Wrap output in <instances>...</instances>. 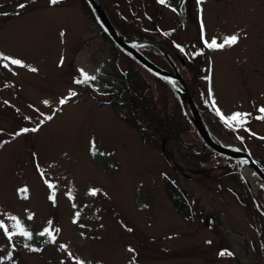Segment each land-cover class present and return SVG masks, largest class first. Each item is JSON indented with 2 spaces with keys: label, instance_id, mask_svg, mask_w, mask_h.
<instances>
[{
  "label": "rangeland",
  "instance_id": "1",
  "mask_svg": "<svg viewBox=\"0 0 264 264\" xmlns=\"http://www.w3.org/2000/svg\"><path fill=\"white\" fill-rule=\"evenodd\" d=\"M94 1L122 37L154 44L140 50L178 74L216 136L264 164V0ZM84 3L0 0V54L23 64L0 58V264H264L258 174L252 189L244 163L206 144L185 99ZM232 35L222 49L204 43ZM80 70L96 79L76 83ZM216 109L250 115L229 126Z\"/></svg>",
  "mask_w": 264,
  "mask_h": 264
},
{
  "label": "water",
  "instance_id": "2",
  "mask_svg": "<svg viewBox=\"0 0 264 264\" xmlns=\"http://www.w3.org/2000/svg\"><path fill=\"white\" fill-rule=\"evenodd\" d=\"M91 7L93 8L95 14L100 18L102 27L106 34L121 48L129 52L132 56H134L139 62H141L148 70H150L153 74H155L157 77L165 81L167 84H169L183 99H185L193 124L196 127V130L198 134L201 136V138L205 141L206 144L211 146L215 151L228 156L236 161L243 162L246 164H249L252 166L256 174H258L259 178L261 179V182L264 184V171L263 169L258 165V163L244 150H236V149H230L227 147L219 146L214 144L208 137L207 129L204 123V120L202 119L199 111L196 108V105L194 104L186 86H181L178 83H176L173 78L174 76H178L177 73L170 74L168 71L160 68L156 64H154L152 61H150L147 57H145L139 50L135 49L131 45L127 44L121 36L118 34V32L113 28L112 24L109 22L108 17L106 16L105 12L100 8L99 5L96 4L94 0H86ZM160 51L163 55L168 54L160 48ZM239 170V169H238ZM240 171V170H239ZM264 186V185H263Z\"/></svg>",
  "mask_w": 264,
  "mask_h": 264
},
{
  "label": "snow or ice",
  "instance_id": "3",
  "mask_svg": "<svg viewBox=\"0 0 264 264\" xmlns=\"http://www.w3.org/2000/svg\"><path fill=\"white\" fill-rule=\"evenodd\" d=\"M51 3H57L58 0H50ZM161 3H164V0H160ZM200 2V0H198V3ZM18 7H24V5H18ZM201 37H202V40L204 39L203 37V24H201ZM238 40V36L236 35H232V36H227V37H224L223 38V41L218 43L217 42V38L213 37L211 39V41H207V40H204V43L206 45V47L208 48H217V49H222L224 48L226 45H232V44H235ZM0 58H2L3 60H6V61H10L11 64L13 65H20V66H23L22 64V61L18 60V59H15V58H11V57H7V56H3V54H0ZM4 67H7V64L4 65ZM33 71H35V69H32ZM81 71V75L83 76V80H77L76 83H86L87 81L89 80H95L96 77L94 76H89L87 73H85L83 70H80ZM70 95L74 96L75 93L74 92H70ZM65 101L64 100H61L60 103L63 104ZM47 103V102H45ZM215 107V105H213ZM259 112L261 113H264V107H261L259 110ZM216 113L218 116H220L221 120L224 121L226 124H228L229 126H232L233 122H235V124L237 126H240V125H243L246 120L244 119L245 117H247L248 113H240V112H235L233 114H231L230 116H226L224 115L223 113L220 112L219 109H216ZM258 119H264V115H261L259 117H257ZM48 119H51V117H48ZM36 129H32V131H35ZM21 131L23 132H27L29 131V129H22ZM51 187V185H50ZM20 191H26V189H22ZM51 198V197H50ZM13 220H16L15 217H12ZM15 227L17 229H19L20 231V234L24 235L25 237H29L30 238V233L25 231L21 225L19 224V222L17 221ZM0 228H4V225L2 223H0ZM45 233H49V235H51V233L49 232V230L46 228L44 230ZM42 235L44 233H41ZM9 236L12 235V233H8ZM54 239V237H53ZM230 255V253H228ZM220 255H225V252H221Z\"/></svg>",
  "mask_w": 264,
  "mask_h": 264
},
{
  "label": "trees",
  "instance_id": "4",
  "mask_svg": "<svg viewBox=\"0 0 264 264\" xmlns=\"http://www.w3.org/2000/svg\"><path fill=\"white\" fill-rule=\"evenodd\" d=\"M84 7H85V9H86V11L87 12H89V13H91L92 15H94V13H93V11H92V9H91V7L89 6V4L88 3H84ZM94 17H95V15H94ZM115 27H116V25H115ZM149 55V53L147 52V56ZM149 58L151 59V60H153L154 62H156L157 64H159L160 66H162V67H165V68H168V67H166L164 64H161L156 58H155V56H152V55H149ZM160 60L162 61V63H163V58H160ZM81 79H83V78H81ZM155 79L157 80V81H159V82H161L157 77H155ZM88 83H92L90 80L89 81H87L86 82V84H88ZM162 84H164L163 82H161ZM165 85V84H164ZM166 86V85H165ZM167 87V86H166ZM112 89V91H114V90H116V95L117 96H129L130 94H129V92H127V91H123V90H121V88L120 87H118V86H116V87H113V88H110V90ZM169 90H170V88H168ZM172 93V92H171ZM173 95V97L176 99V100H178L179 101V97H178V95L174 92V94H172ZM113 101H112V97H111V100H108V103H112ZM119 103H122V104H124V105H126V106H128L129 107V109H130V100H125V99H123V100H119L118 101ZM117 102V103H118ZM126 102V103H125ZM180 102V101H179ZM114 106H117V105H114ZM170 112L169 113H166V110L164 109V110H161V109H158L157 111H156V122H154V125H155V127H156V130L158 131V132H164V133H169L170 134V132H171V126H170V122H171V120L169 121V118H171L170 117ZM124 119L125 120H127L129 123H132V124H136L137 125V122H136V120H135V118L134 117H124ZM151 119H153V118H151ZM150 119V120H151ZM138 128V127H137ZM175 128V127H174ZM141 132V131H140ZM167 135V136H170V135ZM141 135V134H140ZM142 136V135H141ZM257 160V162L260 164V166L264 169V164L263 163H261L258 159H256ZM164 183H165V187L167 188V190H168V192H171V196H172V200H173V203H174V206H175V208L179 211V212H181L184 216H188V211L187 210H185V205H186V203H185V201H184V199H180L179 197H178V195H175L173 192H175V190H173L174 189V187H172V185H170V183H169V180L167 181V179L166 178H164Z\"/></svg>",
  "mask_w": 264,
  "mask_h": 264
},
{
  "label": "bare ground",
  "instance_id": "5",
  "mask_svg": "<svg viewBox=\"0 0 264 264\" xmlns=\"http://www.w3.org/2000/svg\"><path fill=\"white\" fill-rule=\"evenodd\" d=\"M122 39L130 44L131 46H133L134 48H140L143 46H150V45H154L149 41L146 40H138V39H131V38H126V37H122ZM173 80L175 82H178L180 84H182L183 82L180 80L179 77L173 78ZM206 129H207V133H208V137L209 139L216 145L219 146H223V147H228V148H233V149H239V147L237 146V144L235 143H230L225 139H222L218 136H216L210 129L209 127L206 125ZM243 175L246 177L247 182L250 184L252 189L256 188V183L258 182V176L256 174V172L254 171V169L252 168V166H250L249 164H242L240 167ZM264 210V208H263Z\"/></svg>",
  "mask_w": 264,
  "mask_h": 264
}]
</instances>
